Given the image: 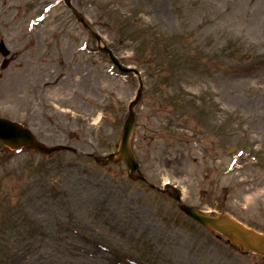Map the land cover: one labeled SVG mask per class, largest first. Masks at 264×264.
<instances>
[{"label": "rangeland", "instance_id": "obj_1", "mask_svg": "<svg viewBox=\"0 0 264 264\" xmlns=\"http://www.w3.org/2000/svg\"><path fill=\"white\" fill-rule=\"evenodd\" d=\"M73 3L142 74L132 146L145 177L264 232V0ZM2 39L14 60L3 70L0 54V118L79 153L0 145V264H264L125 162L96 161L118 151L140 83L64 0H0Z\"/></svg>", "mask_w": 264, "mask_h": 264}, {"label": "water", "instance_id": "obj_2", "mask_svg": "<svg viewBox=\"0 0 264 264\" xmlns=\"http://www.w3.org/2000/svg\"><path fill=\"white\" fill-rule=\"evenodd\" d=\"M65 2L75 14L78 21L83 25V27L95 39H97L99 42H102L101 36H99V34H97L86 22L83 15L73 5L72 0H65ZM102 51L108 53L111 56L113 62L119 66L123 73H135L137 75H140L139 71H137L136 69H128L123 67L119 63V61L114 57L113 53L110 51L109 48H102ZM0 52L3 54L4 57H8L11 54L4 41L0 42ZM9 62L10 60H5L3 63V67L6 68L9 65ZM139 79L140 89L138 91L136 99L130 104V114L124 125V132L119 152L117 154H111L109 156V159L115 160L117 163L122 160H125L131 171V178L135 180H143L150 187L156 188L142 174L140 169V163L137 161L135 154L133 153L131 148V137L136 124V115L134 108L140 102L144 89V84L140 76ZM0 142L12 149H18L23 146H26L27 148L35 149L45 154H52L62 149H66L65 147L48 148L44 144L38 142L29 129L23 127L22 125L16 122L1 118ZM167 188H171V186L167 185ZM162 191L164 192V190ZM169 193L171 196L178 200L179 207L183 212H185L193 220L199 222L205 228H208L213 231H218L223 235L227 236L231 241L235 242L236 244L248 249L253 253L264 256V234L246 227L245 225L238 222L228 214L211 215L198 208L187 206L182 202L181 193L176 189L174 193Z\"/></svg>", "mask_w": 264, "mask_h": 264}]
</instances>
